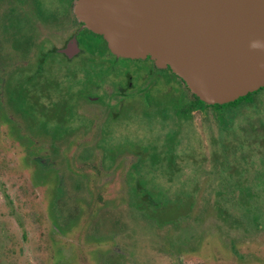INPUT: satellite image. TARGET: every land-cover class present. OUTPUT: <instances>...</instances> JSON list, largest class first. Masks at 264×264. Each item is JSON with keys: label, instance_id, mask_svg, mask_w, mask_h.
<instances>
[{"label": "flooded vegetation", "instance_id": "af4514ba", "mask_svg": "<svg viewBox=\"0 0 264 264\" xmlns=\"http://www.w3.org/2000/svg\"><path fill=\"white\" fill-rule=\"evenodd\" d=\"M75 1L53 0V10L43 14L38 0H0V128L7 129L8 135L5 136L9 137L11 143L23 141L28 142V147L42 148L29 152L39 171L55 168L54 161L47 155V148L61 147V151L80 148L85 155L90 152L89 158L92 160L88 163L93 164L91 167L97 168L95 165L98 164L99 169L103 170V165H106L108 176L119 174L120 178L126 177L128 200L123 204L125 214L119 212L115 222L118 221L117 217H121L138 225L140 230L135 232L141 233L140 241L144 244L151 241L150 235L162 234L183 220L182 217L174 223L157 226V222L151 219L154 211L171 206L183 194L186 200H191L188 214L193 209L192 184L202 175L206 176V162L209 167L214 163L212 139L219 134L224 110L217 111L213 107L215 105L202 102L169 67H158L150 57L129 59L112 54L103 37L78 20L74 13ZM89 47H99L102 51ZM94 52L102 55L93 56ZM54 55L61 56L64 63L75 62L94 68V79H90L86 93L83 94L79 86H72V80L66 82V78L72 76L65 72L61 77V68L58 76H49L52 64L56 62L52 60ZM81 56L87 58L79 60ZM119 64L123 66L120 72L122 82L116 79L119 72L115 67ZM100 68H106V71ZM166 74L170 75V81L164 90L156 92ZM170 93L177 97L168 110L170 114L164 115L166 109L162 108V116H158L161 110L153 116L152 112L156 110L153 102ZM195 97L203 104L199 105ZM19 101L21 105L17 104ZM136 101L137 104H134ZM136 108L147 121L152 122L150 136L145 141L129 139V126L135 119L121 122L120 130L107 129L108 124H119L123 120L122 114ZM209 111L214 128L206 137H199L192 116L195 112L206 114ZM22 112L27 114L31 130H42L51 139H43L45 133L38 137L27 133ZM50 114L54 115V120L49 118ZM171 116L176 121L174 127L169 126ZM186 127H191L193 137L181 133ZM203 147L208 157L202 153ZM128 152L136 154L126 162L124 159L130 155ZM183 160H186V165L193 166V177H184L183 168L178 165ZM66 161L63 160L57 173L61 181L65 180L68 185L66 192L61 189V194L56 196L63 204L77 201L75 195L82 192L85 179L74 175ZM208 172L211 177L220 178L210 169ZM160 179H165L166 183L162 184ZM178 179L183 181V185L177 184ZM84 184V189L89 192L88 185ZM174 185L179 186L175 193L169 189ZM188 214L186 220L193 217ZM188 222L195 223L192 218ZM148 227L152 228L151 233H147ZM184 231L190 232V229ZM142 234L148 236L149 241L145 242ZM193 237L180 235L179 232L171 244L182 255L181 240L189 241ZM139 254L143 257L146 252L143 249ZM180 255L178 257L181 259Z\"/></svg>", "mask_w": 264, "mask_h": 264}, {"label": "rangeland", "instance_id": "374dc122", "mask_svg": "<svg viewBox=\"0 0 264 264\" xmlns=\"http://www.w3.org/2000/svg\"><path fill=\"white\" fill-rule=\"evenodd\" d=\"M38 1L43 14L53 10L54 3H51L53 0L50 3L48 0ZM18 46L20 47L19 44ZM89 48L102 51L99 47ZM99 55L102 54L93 53V56ZM86 58L81 56L79 60ZM52 60L56 62L52 64V72L49 76H58L61 68V77L65 72H69L72 78H66V82L72 80V86H79L80 91L86 93V86L91 78L94 79L93 67L75 62L64 63L58 55H54ZM115 68L119 72L116 77L117 82H122L120 72L123 71L121 70L123 66L119 64ZM169 81L170 75L166 74L164 81L158 84L156 92L164 90ZM172 94H167L153 102V107L156 109L152 112L153 116L158 115L160 110L158 116H162V108L166 109L164 115L170 114L168 110L172 108L173 100L177 98ZM255 97L264 100V90L258 92ZM17 104L21 105V102ZM134 104H137V101ZM138 109L126 111L122 114L123 120L119 124H108L107 129L120 130L121 122L135 119L129 126V139L145 141L146 137L150 136L152 122L147 121L143 113L137 111ZM245 112L248 121L264 122V102L247 107ZM22 113L25 115L23 124L26 129L28 128L27 133H33L34 137L45 133L38 129L31 130L28 126L27 114ZM38 117L41 118L40 115ZM211 117L210 111L206 114L197 112L193 114L192 123L197 136L206 137L211 128H214ZM49 118L54 120V115L50 114ZM175 124L176 121L171 116L169 126L174 127ZM2 128H0L2 136V138L0 136L2 140L0 143V264H264V214L261 218L255 214L253 219L244 215L241 220L233 222L227 220V217L221 220L218 212L227 205L220 196L218 179L209 175L208 162L204 166L206 176L202 175L192 184L194 207L191 212L188 214L191 200H186L184 194L171 206L160 207L158 211L153 212L151 218L157 222V226L174 223L176 219L182 217L183 220L181 219L182 221L175 227L166 229L167 231L162 234L158 232L150 235V242H146L149 241V237L142 234L146 242L143 244L139 237L141 233L135 232L140 230L138 225L127 222V219L121 217H117L118 221L115 222L119 212L125 214L123 204L128 200L126 177L120 178L119 174L108 176L106 165H103V170L99 169L98 164L95 165L97 168L91 167L93 164L88 163L92 160L89 158L90 152L85 155L80 148L62 151L61 147L47 148V155L54 161L55 168L51 171H39L33 164L29 152L40 151L42 148L28 147V142L23 141L11 143L9 137L5 136L7 129ZM181 133L193 137L191 127H186ZM45 134L43 139H51L48 133ZM201 151L208 157L205 147ZM127 154L130 155L125 157L124 161L129 162L130 157L135 156L136 153ZM63 160H67L66 164L74 175L85 178L82 192L75 195L76 203L72 201L63 204V201L56 197L61 194V189L65 192L68 189L66 181H61L57 174ZM180 162L182 163L178 165L183 168L184 177H193V166L186 165V160ZM260 171L262 169H259ZM84 182L88 185L89 192L84 189L86 187ZM160 182L165 184L166 180L160 179ZM65 184L66 189H64ZM177 184L183 185V181L178 179ZM178 187L174 185L169 189L175 193ZM112 214L114 218L111 220ZM187 214L193 216L188 220L192 218L195 223H189L185 219ZM232 214H235L234 211ZM223 216L225 217V214ZM150 229L152 228L148 227L147 233L152 232ZM181 229L183 230L180 231ZM184 229H190V232ZM179 232L180 235L194 236L189 241L181 240L182 255L178 254L177 247L171 244V241L179 236ZM143 249L146 254L142 257L139 252ZM149 252L150 256H148ZM179 255L182 256L181 259Z\"/></svg>", "mask_w": 264, "mask_h": 264}, {"label": "water", "instance_id": "95a60500", "mask_svg": "<svg viewBox=\"0 0 264 264\" xmlns=\"http://www.w3.org/2000/svg\"><path fill=\"white\" fill-rule=\"evenodd\" d=\"M74 13L117 57H150L209 105L264 87V0H76Z\"/></svg>", "mask_w": 264, "mask_h": 264}, {"label": "trees", "instance_id": "16d2710c", "mask_svg": "<svg viewBox=\"0 0 264 264\" xmlns=\"http://www.w3.org/2000/svg\"><path fill=\"white\" fill-rule=\"evenodd\" d=\"M262 90L264 87L232 103L213 106L217 111L224 110L219 134L212 139L214 163L210 164V171L220 176L219 193L227 205L218 212L221 220L227 217L233 222L244 215L253 219L255 214L259 218L264 214V122L245 117L247 107L263 104V99L255 97Z\"/></svg>", "mask_w": 264, "mask_h": 264}, {"label": "clouds", "instance_id": "9594fccd", "mask_svg": "<svg viewBox=\"0 0 264 264\" xmlns=\"http://www.w3.org/2000/svg\"><path fill=\"white\" fill-rule=\"evenodd\" d=\"M250 47L254 50L264 49V43H261L260 41H253L250 44Z\"/></svg>", "mask_w": 264, "mask_h": 264}]
</instances>
